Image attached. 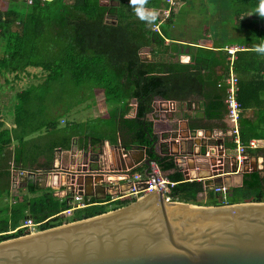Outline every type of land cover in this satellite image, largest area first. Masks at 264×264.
Here are the masks:
<instances>
[{
    "label": "trees",
    "instance_id": "obj_1",
    "mask_svg": "<svg viewBox=\"0 0 264 264\" xmlns=\"http://www.w3.org/2000/svg\"><path fill=\"white\" fill-rule=\"evenodd\" d=\"M102 1L7 0L0 8V78L5 83L8 75L19 80L28 68H37L34 75L39 78L14 90L9 113L12 125L0 120V241L25 235L22 228L8 232L24 220L39 223L38 228L44 230L135 199L82 196L85 205L76 207L69 196L56 195L36 179H28L24 186L11 182L12 169L48 170L55 149H69L74 138L92 145L107 139L124 149L142 147L174 182L167 193L174 201L198 205L264 202V55L254 51L264 40V17L254 11L259 0H227L222 11L218 8L234 32L221 44L239 46L232 61L238 79L239 141L249 156L262 158L261 168L242 173L241 183L227 189L224 197L204 191L201 180H185L166 143H157L152 123L145 118L155 98L175 101L184 110L190 103L198 104L202 115L183 112L188 126L216 127L224 147L234 149L222 122L225 88L217 86L228 65L222 45L213 50L173 41L168 27L175 7L164 20L158 17L156 32L135 16L129 0H107L116 1L111 7ZM164 6L162 0H149L147 5L155 10ZM111 15L114 23L108 19ZM142 48L149 49L151 60L140 59ZM181 48H187V63L178 60ZM84 99L89 100L87 106L103 101L108 108L99 117L68 120L66 115ZM131 100L135 112L127 117ZM60 103V110L49 117L48 105ZM249 140L255 141L254 148L245 147ZM142 169L133 171L143 173ZM66 209L70 210L63 212Z\"/></svg>",
    "mask_w": 264,
    "mask_h": 264
},
{
    "label": "water",
    "instance_id": "obj_2",
    "mask_svg": "<svg viewBox=\"0 0 264 264\" xmlns=\"http://www.w3.org/2000/svg\"><path fill=\"white\" fill-rule=\"evenodd\" d=\"M140 59L151 60L142 54ZM152 108L164 113L168 122L164 142L184 179L201 180L204 191L237 186L242 173L261 168L255 157L249 166L246 159L237 164L233 155L225 153L222 137L210 129L198 133L188 129L187 120L182 121L183 127L174 128L164 100ZM114 147L118 156L114 166L100 161L94 169L84 162L68 168L53 162L45 172L11 174V182L24 186L33 178L54 190L63 185L69 193L55 191L60 197L74 193L95 199L124 196L129 183L119 173L142 167L148 176L151 160L142 147ZM186 155L205 160L209 174H188L182 164ZM231 175H238L237 184L229 181ZM0 264H264V202L198 205L166 201L162 191L154 190L98 215L0 241Z\"/></svg>",
    "mask_w": 264,
    "mask_h": 264
},
{
    "label": "crops",
    "instance_id": "obj_3",
    "mask_svg": "<svg viewBox=\"0 0 264 264\" xmlns=\"http://www.w3.org/2000/svg\"><path fill=\"white\" fill-rule=\"evenodd\" d=\"M66 1H69V0H66ZM186 1L187 0H178V4L176 7L182 5ZM196 1L197 0H194V4ZM102 3L105 5H108L109 7L116 5V1L112 2V1L103 0ZM178 8H175L174 14L171 18V24L168 27L169 37L172 38L173 41H175L177 43H181V44L197 46V47H202V48H206V49H213V50L218 49L217 47H215L216 45H222V47L224 45H227V44H221V40L219 39V37H216L214 35L211 36L207 30H204V27L202 25L203 21H200L201 20L200 17L195 16V14H193L192 10H190L188 13L180 14L179 11L177 12ZM108 19L115 20V16L111 15V17ZM216 19H217L218 23H220L221 20L223 19V14L219 15V12H218ZM220 26L225 27V30L228 32V36L233 35L234 32L232 31L231 27L226 25V23H224ZM200 30H203L202 31L203 36H202ZM168 40H169L168 38H165V42H167ZM222 47L220 49H222ZM181 50L183 51V53H180L178 55V60L180 62H186L188 60L187 53H186L187 48H184V49L181 48ZM140 54L147 56L149 58L151 57L149 54L148 48H142L140 50ZM34 73H36V72L25 73L26 75L29 74L31 76V78L33 79L32 81H29V83H35L39 80V78L36 77L34 75ZM88 102H89V100L84 99L81 105H79L77 108L72 109V115L74 117L72 120L82 122L85 119L99 117V116L103 115L106 112V109L108 108L107 105H105V103L103 101H96L93 104H91V106H87ZM161 102H162L161 99L155 98L152 101V105L157 107V105ZM61 107H62L61 103L56 107L49 104L48 105V116L55 114L56 111L60 110ZM151 110H150L151 111L150 114H148L149 112L145 114V118L147 120L151 121V123H152V131L157 137L156 138L157 143L164 142V141H166L165 140V136L167 135L166 124L168 122L163 118L164 113L157 111V110L153 111V108ZM184 111L188 112L192 115H195V116L202 115L201 109L199 108L198 104L190 103V105L187 106L186 110H184L182 107L177 105L176 111L169 113L173 116L172 122L174 121V126H173L174 128H176L177 126H180V127L184 126V124L182 122L183 120H186L183 117ZM134 112H135V103L133 100H131V109L126 116L132 117L134 115ZM60 121L62 122V120H60ZM203 121H205V120H203ZM4 122L7 126L12 125L10 123V121H9V123L6 121H4ZM222 122H224L227 125L225 113H224V117L222 118ZM208 123L214 124V123H217V121L209 120ZM187 127H188V129H195V128H190L188 126V124H187ZM196 130L199 133L200 130H204V129L196 128ZM211 131L213 133H215L216 135L221 136L219 130H217L216 127H213L211 129ZM181 132L186 134V130L184 128L181 129ZM78 144L80 145V147L78 146ZM116 144L119 147H121L119 143H116ZM114 145L115 144L110 143L107 139L92 145V144L88 143L86 139L84 140L81 138L77 141V139L74 138L69 149H66V150L61 149L60 153L54 152V156H53L51 164L54 162V164L60 165L62 167L77 168L78 164H81L82 162H84L91 169H94L97 167L98 163L100 165V161H101L104 164L114 166V165H116V163H117L116 160L118 158L117 149L114 147ZM223 147H224V145H223ZM121 148L124 149L123 147H121ZM134 148H136V147H132V148H128V149H134ZM167 148H168V146H167ZM172 149L175 150L177 148H175V146L172 145ZM194 150H197V146H194ZM225 153L227 155H232L234 153V149L225 148ZM172 157L174 160L173 155H172ZM255 158L257 161V165L260 166L262 158L260 156H257ZM248 159L250 161L253 159V161H254V156H249ZM205 163H206V161L201 159V158H198V157L189 158L188 155L184 156L183 161H182L183 167L186 168L188 174L195 175V176H197V175L201 176V175H208L209 174L210 168ZM177 168L178 169L180 168L179 165H177ZM180 172H181V170H180ZM51 177H52L53 181L56 178V177H54V175H52ZM229 181L233 184H237L238 183V175H231ZM43 184H44V182H43ZM117 184L120 188L124 187L123 185H121V182H118ZM57 189H55V191H58L57 193H59V195H62L65 191H67V193H69L68 188L63 186V185L58 186Z\"/></svg>",
    "mask_w": 264,
    "mask_h": 264
},
{
    "label": "built area",
    "instance_id": "obj_4",
    "mask_svg": "<svg viewBox=\"0 0 264 264\" xmlns=\"http://www.w3.org/2000/svg\"><path fill=\"white\" fill-rule=\"evenodd\" d=\"M166 6L161 7L157 9L159 12L160 20H164L167 18L170 14V11L172 8L176 7L178 4V0H162ZM27 3H30V0H26ZM151 29L153 31L159 32L158 28V22L155 26H151ZM239 49V46L237 45H224L222 47V50L226 53V60L228 62L227 70L225 71L224 75L217 81V86L224 85V97H223V103L225 107V118L227 121V133L229 135L230 140L232 143H234V153L232 154L236 163L241 164L243 159H246L247 166L250 165V160L248 159L249 155L245 152L244 146L240 143L239 137H238V114L240 112L239 104L236 99V95L238 92V79L236 75L234 74L232 70V61L234 59V53ZM166 103L167 111L172 113L176 111L177 109V103L172 100H164ZM255 141L249 140L247 142V145L245 147L254 148L255 147ZM149 170L150 174L148 176H145L142 172L138 171H127L119 173V177H125V181L129 183L128 186V193L124 196H130L137 198L147 192L154 191V190H160L163 193L164 199L166 201H174L170 198V196L167 194L168 189L170 186L174 184V182L169 181L158 169L156 164L153 161L149 162ZM25 171L30 170H11V174H14L16 176H20ZM34 173L33 171H31ZM85 172H88L87 170ZM141 184L146 185L145 187H142ZM226 188L223 186H215L213 188V193L217 194L219 193L220 196L224 197V194L226 193ZM118 196H110L109 200H112ZM122 197V196H120ZM72 203L76 204V207L84 206L85 204L81 201L82 196L74 193L70 196ZM226 204V203H223ZM70 209H66L63 212H68ZM39 223H32L30 220H24L22 223L17 226L15 229L10 230L8 232H13L18 228H22L24 230V233H33L36 231H39L38 228Z\"/></svg>",
    "mask_w": 264,
    "mask_h": 264
},
{
    "label": "rangeland",
    "instance_id": "obj_5",
    "mask_svg": "<svg viewBox=\"0 0 264 264\" xmlns=\"http://www.w3.org/2000/svg\"><path fill=\"white\" fill-rule=\"evenodd\" d=\"M225 1L227 0H197L194 4V0H187L185 3L178 6L179 8H175H178L177 12L179 11L180 14L188 13L190 10H192L193 14H195V16H199L201 19L200 21H203L202 25L204 27V30H207L211 36L214 35L216 37H219V39L222 41L226 37H228V32L225 30L224 26H220L224 24L225 21L221 20V22L218 23L216 16L218 13V8H221L219 9L221 11L224 9ZM6 3L7 0H0V8H4ZM202 31L203 30H200L203 36ZM28 72L37 73L38 69L28 68ZM7 78L8 82L6 83L3 82L2 78H0V120H4L9 123V113L11 111V106L13 103L12 96L14 90L24 88L29 83V81H32L33 79L29 74L26 75L25 73L20 74L19 80H13L10 75H8ZM66 116L68 120H72L74 118L72 112L68 113V115Z\"/></svg>",
    "mask_w": 264,
    "mask_h": 264
},
{
    "label": "clouds",
    "instance_id": "obj_6",
    "mask_svg": "<svg viewBox=\"0 0 264 264\" xmlns=\"http://www.w3.org/2000/svg\"><path fill=\"white\" fill-rule=\"evenodd\" d=\"M135 16L148 26H155L159 17V12L155 9L147 7L149 0H129ZM255 13L264 17V0H259L258 6L254 9ZM257 54L264 55V40L257 44L254 48Z\"/></svg>",
    "mask_w": 264,
    "mask_h": 264
}]
</instances>
